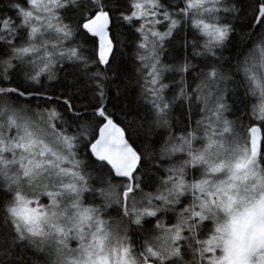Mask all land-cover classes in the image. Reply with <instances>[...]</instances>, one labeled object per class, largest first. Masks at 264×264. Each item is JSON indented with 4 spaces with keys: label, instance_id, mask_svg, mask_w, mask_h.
Segmentation results:
<instances>
[{
    "label": "snow or ice",
    "instance_id": "obj_1",
    "mask_svg": "<svg viewBox=\"0 0 264 264\" xmlns=\"http://www.w3.org/2000/svg\"><path fill=\"white\" fill-rule=\"evenodd\" d=\"M0 264H264V0H0Z\"/></svg>",
    "mask_w": 264,
    "mask_h": 264
}]
</instances>
